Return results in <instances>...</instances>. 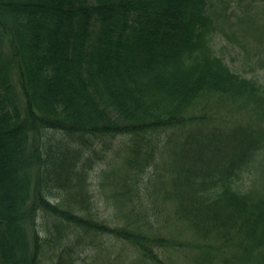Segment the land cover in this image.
<instances>
[{
  "label": "trees",
  "instance_id": "trees-1",
  "mask_svg": "<svg viewBox=\"0 0 264 264\" xmlns=\"http://www.w3.org/2000/svg\"><path fill=\"white\" fill-rule=\"evenodd\" d=\"M209 9V0H0V264H41L53 240L55 264H77L100 239L129 249L115 251L119 264H181L171 252L264 264V186H235L264 152V83L216 53ZM254 29L263 43L264 25ZM263 50L248 57L255 66ZM50 130L62 135L51 160ZM118 137L98 175L110 222L90 187L88 142ZM41 215L54 218L49 227Z\"/></svg>",
  "mask_w": 264,
  "mask_h": 264
},
{
  "label": "rangeland",
  "instance_id": "rangeland-1",
  "mask_svg": "<svg viewBox=\"0 0 264 264\" xmlns=\"http://www.w3.org/2000/svg\"><path fill=\"white\" fill-rule=\"evenodd\" d=\"M256 7L258 10H262V12L256 13V9L254 10ZM209 8L216 25L211 42L216 53L221 55L232 69L244 75L253 76L261 83H264V50L260 61L263 63L262 67L255 66L256 62L254 63L253 60L248 59L249 56L255 57V49L260 46V43L263 44L264 47V42L262 43L260 41L261 32L254 29V27L264 25V2L256 4L251 0H209ZM240 44H243L245 48H242ZM2 50L4 55H8L11 52L10 37H8V35L4 38ZM12 73L18 98V106L23 112L25 98L21 90L17 73L13 71ZM60 136H62L61 133L54 132L53 130L44 133L42 140L45 146L43 149L45 154L47 151H50L51 154L58 150L55 138L59 139ZM121 139L122 137L115 139L97 138L89 139L90 142H88V149L90 150H88V154L92 152V158L95 161L94 166L90 169V187L93 194H95V198L99 201L97 206L98 215L103 219H109L110 222L116 220V212L112 200L110 199L107 201L110 190L101 184L98 175L106 162L112 161L110 157L112 155L114 156V148H120L124 144L121 143ZM124 152L123 149L121 155H123ZM47 156L48 154H46V157ZM48 157L49 160H51V156L49 155ZM262 176H264V152L259 151L251 160L249 166L243 171L235 186L240 190H248L254 188V186L262 189L264 186ZM150 201L151 200L146 201L145 206L148 204L153 205ZM149 212H154V205L152 211ZM149 212L147 214H150ZM151 215L153 214H150V216ZM143 217H141L142 220H151L149 215H143ZM52 219L54 218L48 215H41L39 219L40 228L43 229L46 225L49 227V224H52ZM111 244L112 242L106 239L96 241L90 248L88 246L89 250L86 249L83 253H79L77 264L92 262L94 259L97 260L95 264H119L116 259L118 256L115 251L119 250L122 252V250H124V254H128L129 249L116 248L115 244H117V242ZM54 249V240L51 244H44L41 264H55L56 252ZM188 254L189 255L186 256L184 253L171 252L168 256L173 255V258L181 264H194L193 255L191 253Z\"/></svg>",
  "mask_w": 264,
  "mask_h": 264
}]
</instances>
